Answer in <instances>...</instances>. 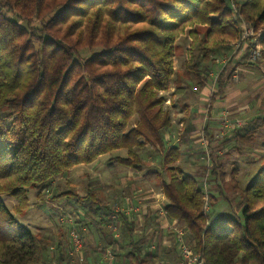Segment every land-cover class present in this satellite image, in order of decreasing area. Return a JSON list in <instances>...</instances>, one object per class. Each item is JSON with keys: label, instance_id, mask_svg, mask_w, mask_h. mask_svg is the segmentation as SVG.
Segmentation results:
<instances>
[{"label": "trees", "instance_id": "1", "mask_svg": "<svg viewBox=\"0 0 264 264\" xmlns=\"http://www.w3.org/2000/svg\"><path fill=\"white\" fill-rule=\"evenodd\" d=\"M242 22L252 35L243 36ZM186 33L194 93L215 71V56L225 59L217 89L207 95L209 111L236 64L255 65L256 46L264 56V0H0V264H78L68 241L57 239L50 251L52 236L20 223L1 198L23 196L29 188L87 204L99 235L91 251L83 240L85 264H100L97 253L102 257L107 249L114 259L105 264H153L154 232L146 226L137 232L133 215L114 211L91 187L78 196L52 184L75 166L121 149L125 155L110 160L140 171L145 163L138 151L147 146L161 158L153 170L166 198L164 213L182 223L204 264H264V158L241 186L236 166L229 179L220 159L188 171L178 163L179 146L167 142L172 121L161 93L178 73L174 49ZM227 64L232 67L224 75ZM188 119L182 118L186 134L193 130ZM257 128L234 129V137L251 143ZM203 132L211 147L207 126ZM113 214L118 238L105 229ZM82 224L75 221L79 229ZM175 253L173 242L162 255Z\"/></svg>", "mask_w": 264, "mask_h": 264}, {"label": "rangeland", "instance_id": "2", "mask_svg": "<svg viewBox=\"0 0 264 264\" xmlns=\"http://www.w3.org/2000/svg\"><path fill=\"white\" fill-rule=\"evenodd\" d=\"M241 26L243 32L251 30L244 22L241 23ZM189 41L190 38L187 33L176 41L174 67L178 73L174 76L167 91L161 93L165 97L163 105L169 109L172 121L167 136L172 140L171 137L178 135V143L181 145V141L183 142L179 150L178 163L186 170L192 171L202 164L210 165L213 159L215 163L216 159H220L227 171V179H229L230 169L237 167L238 174L235 178L242 186L251 178L257 169V165L264 158V148L262 147L264 141V56H259L255 61V65H250L246 61L236 64L233 79L226 81L223 94L217 98L211 110L208 111L207 95L209 96L211 92L216 91L217 73L221 68L219 65L224 64L225 59L219 54L215 56L217 59L215 60L216 69L210 73V78L206 85L200 89V93L196 94L193 92L196 88L195 80L185 66L188 57L186 49L189 46ZM233 49L236 51L234 47ZM90 52V50H86L83 55H88ZM237 60L239 61L238 58ZM231 67V64H227L224 75L229 73ZM177 86L184 87L185 92L181 93L177 90L174 92ZM222 115H225L228 122L232 124L231 127H222ZM183 116H188V122L193 123V132L190 137L183 133L185 128V124L181 125ZM235 120L239 121L240 124L234 126ZM253 125H258V128L251 143L239 142L234 137V129L242 132L241 129L245 130ZM205 126L208 127V135L211 136V147L204 136L203 127ZM237 146H239L238 150H241L240 153L236 149ZM113 155L123 156L125 150L121 149L112 154L100 156L95 162L88 165H77L65 174L56 177L52 184L59 193L72 190L78 196L85 195L87 188L91 187L100 197H105L112 209L115 210L116 208L129 209L132 206L136 207L133 203L135 204L139 200L141 202L143 200L141 197L146 200L148 196L153 194L148 200L150 202H152V199L157 200L156 197L158 196L156 194L161 190L160 184L159 182L149 181L151 178L145 176L148 175L147 163H161L159 155L155 154L148 146L139 150L140 163H145L142 171L144 175L138 174L139 176L134 180H127L124 176L125 169L116 164L118 162L110 160ZM107 163H115V166L109 167ZM208 183L209 176L205 173L203 178L204 187L207 188ZM228 186L225 188L228 193H231ZM119 192L123 193L121 197ZM53 194V191L45 190L38 196L35 189L29 188L23 196L10 197L2 195L1 198L20 223L35 233L51 235L54 240L51 243L53 248L57 243V239L62 238L67 241L69 229L75 226V221L79 220L83 222L80 226L81 229L84 228L80 231L83 240L89 237L88 240L94 244L95 237L99 235V227L96 224L97 218H93L91 211L87 210V204L81 205L77 202L75 196L54 198ZM124 196L128 201V205L124 201L125 198L122 200ZM119 199H121L120 203L117 202ZM207 208V211H209V203H207ZM140 211L138 208L129 210L135 219V225L138 224V222L136 223L138 216L140 222L141 218H144L143 212ZM76 214L79 220L75 219ZM147 220L149 232L155 234L159 220ZM109 225L110 222L107 223L105 228L108 231L111 229ZM159 238L160 236L156 237L154 235L151 241V246L153 248L157 247L156 254H154L157 256L156 260L161 257L164 258L161 254L162 247ZM92 246L89 247L90 251ZM151 246H149V249L152 248ZM151 250L153 251L155 248ZM99 255L101 257V253ZM53 264L56 263L53 262Z\"/></svg>", "mask_w": 264, "mask_h": 264}, {"label": "built area", "instance_id": "3", "mask_svg": "<svg viewBox=\"0 0 264 264\" xmlns=\"http://www.w3.org/2000/svg\"><path fill=\"white\" fill-rule=\"evenodd\" d=\"M249 35H252V29L247 32H243L244 37L249 36ZM252 57L253 58L259 57V46H256L255 49L253 50ZM221 119H222L221 124L223 128L232 126V124L229 123L228 120L226 119L225 115H222ZM239 124L240 122L236 120L233 123L234 126H237ZM204 200H205V204L203 206V209L207 211L208 209L207 208V198L204 197ZM136 209L137 207L132 206V207H129V209L116 208V210L114 211H124L125 213L129 215L130 214L129 210H136ZM159 214L161 215L165 214L164 210L163 212L160 210ZM75 219L79 220V217L77 214L75 215ZM109 222H110L109 227L111 228L110 231L113 237L118 238L120 236V232H119L120 224L116 220L115 214H113L110 217ZM80 231L81 229L77 227L75 228V226H72L69 229L68 238H67V241H68L67 251L70 256L77 258L78 264H85V261L82 255L83 238H82V235L80 234ZM168 231L171 235V238L175 242L176 251H177L176 260L175 261L158 260V261H155L153 264H204L201 254L199 252H196L194 248L192 247V245H190L187 239L188 237H186V230L182 227V225L179 223L178 220H175V222L170 223V225H168ZM50 249H53V247L50 246ZM102 258L104 261L112 262V260L114 259V255L110 249H107L105 252H103Z\"/></svg>", "mask_w": 264, "mask_h": 264}, {"label": "crops", "instance_id": "4", "mask_svg": "<svg viewBox=\"0 0 264 264\" xmlns=\"http://www.w3.org/2000/svg\"><path fill=\"white\" fill-rule=\"evenodd\" d=\"M181 125H182V123H181ZM192 132L193 131H190L189 133H187V136L190 137L192 135ZM171 138H172V140H170L169 139V136H167V142H168V144L170 146L177 145V146H179V149H180V146L183 145L182 144L183 142L181 141V145H180V143H178L179 142L178 135H176V137H171ZM114 164L110 165V164L107 163V165H109V167L110 166H113L114 167L115 166ZM116 164H118L119 166H121L122 168L125 169L124 176L126 177L127 180H130V179L131 180H134L136 177L139 176L138 174H140L141 176L144 175L143 172H142L144 170L143 168L140 171H136V170L132 169L131 167H125V166H123V165H121L119 163H116ZM147 164H148L147 165V169H148V172L147 173H148V175L145 176V177H148L149 179L151 178L149 181H154L155 183L158 182L157 176H156V171L153 170V168H155L154 163L151 162V163H147ZM148 166H150V167H148ZM156 167L158 168V166H156ZM150 173H151L152 176L150 175ZM153 195H150V196L152 197ZM156 195L158 196V197H156L157 200L152 199V202H150L148 200V198L150 197V196H148L146 200L143 197H141L144 201L142 200L140 202V200H139V201L135 202V204L133 203V205L136 206L138 208V210H141L140 212H143V215H144V218H141V222L139 220L140 219L139 216L137 217L136 223L138 222V224H136L135 230L137 232H140L141 229L144 226L147 227L148 226V224H147V221L148 220L147 219H149L150 221L159 220L158 221L159 222L158 223V228L156 229V233L154 235L156 237L157 236H160L159 242H161V247H162L161 254H163V253H165L167 251H170L171 244L174 242L173 239L171 238V235H170L169 231H168V225H170V223L175 222L176 219H169V218L166 217L165 214H163V215L159 214L160 210L163 212V209H164L163 207H164V204L166 202V198H165V195H164V193H163L162 190H160V192L158 194H156ZM123 198H125V196L122 197V200H123ZM124 201H126V204L128 205V201L126 200V198H125ZM157 216H158V219H157ZM179 223L182 224L180 221H179ZM147 230H148V232L150 231L148 229V227H147ZM88 238L89 237H87V239L85 240L87 247L90 245V241L88 240ZM95 238L98 240L97 237H95ZM154 248H155V250H153V251H154V254H156V251H157L156 248L157 247H154ZM154 248L152 247L149 250L151 251V249H154ZM156 257L157 256H155V259H156ZM163 257H164V255H163ZM176 257H177V253H175L173 255L172 254L169 255V258L164 257L165 258L164 259V258L161 257V258H158L155 261H158V260L175 261L176 260ZM96 260L99 261L100 264H103V261L104 260L100 257L99 253H98V259H96ZM95 264H98V262H96ZM104 264H105V262H104Z\"/></svg>", "mask_w": 264, "mask_h": 264}]
</instances>
